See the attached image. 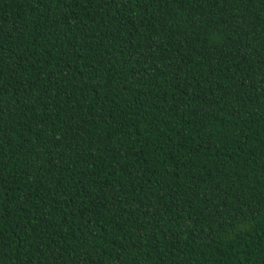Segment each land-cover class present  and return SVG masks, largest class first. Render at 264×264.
Masks as SVG:
<instances>
[{"label":"trees","instance_id":"1","mask_svg":"<svg viewBox=\"0 0 264 264\" xmlns=\"http://www.w3.org/2000/svg\"><path fill=\"white\" fill-rule=\"evenodd\" d=\"M0 264H264V0H0Z\"/></svg>","mask_w":264,"mask_h":264}]
</instances>
